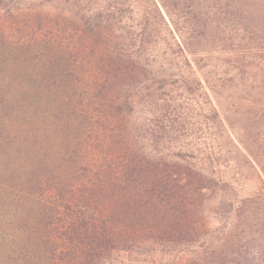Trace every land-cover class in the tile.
I'll list each match as a JSON object with an SVG mask.
<instances>
[{"label":"trees","instance_id":"16d2710c","mask_svg":"<svg viewBox=\"0 0 264 264\" xmlns=\"http://www.w3.org/2000/svg\"><path fill=\"white\" fill-rule=\"evenodd\" d=\"M25 1L0 0V264H264V0Z\"/></svg>","mask_w":264,"mask_h":264},{"label":"rangeland","instance_id":"374dc122","mask_svg":"<svg viewBox=\"0 0 264 264\" xmlns=\"http://www.w3.org/2000/svg\"><path fill=\"white\" fill-rule=\"evenodd\" d=\"M31 1H38V2H42V3H46V5L48 6H51V5H53L54 4V1H52V0H26L24 3L27 5V6H29V3H32ZM188 1V2H187ZM186 1V4H188V3H190V4H192V3H196V4H199V0H187ZM204 0H201L200 2H203ZM160 3V2H159ZM185 4V5H186ZM160 6H161V4H160ZM162 7V6H161ZM162 9H163V11H164V13H165V9L162 7ZM167 20L169 21V19L167 18Z\"/></svg>","mask_w":264,"mask_h":264}]
</instances>
